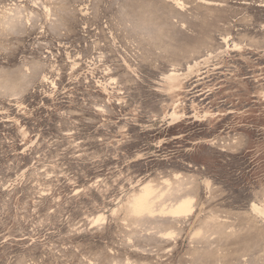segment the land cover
I'll return each instance as SVG.
<instances>
[{
  "label": "rangeland",
  "instance_id": "374dc122",
  "mask_svg": "<svg viewBox=\"0 0 264 264\" xmlns=\"http://www.w3.org/2000/svg\"><path fill=\"white\" fill-rule=\"evenodd\" d=\"M0 264H264V0H0Z\"/></svg>",
  "mask_w": 264,
  "mask_h": 264
},
{
  "label": "bare ground",
  "instance_id": "6f19581e",
  "mask_svg": "<svg viewBox=\"0 0 264 264\" xmlns=\"http://www.w3.org/2000/svg\"><path fill=\"white\" fill-rule=\"evenodd\" d=\"M179 213H181L180 210H179ZM182 215H184V214H182Z\"/></svg>",
  "mask_w": 264,
  "mask_h": 264
}]
</instances>
